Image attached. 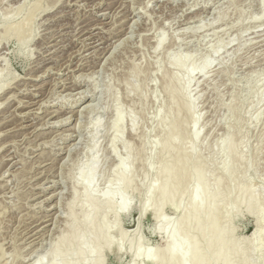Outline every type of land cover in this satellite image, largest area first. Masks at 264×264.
I'll list each match as a JSON object with an SVG mask.
<instances>
[{
    "label": "rangeland",
    "instance_id": "obj_1",
    "mask_svg": "<svg viewBox=\"0 0 264 264\" xmlns=\"http://www.w3.org/2000/svg\"><path fill=\"white\" fill-rule=\"evenodd\" d=\"M33 1L0 0V34L8 23L26 19ZM262 1L42 0L46 9L36 18L29 54L19 50L15 39L0 42V69L11 78L9 87L0 91V264H36L67 233L73 214L80 221L85 189L79 168L91 161L94 144L98 158L95 197L109 180L114 181L120 158L130 161L135 172L131 171L137 189L134 185L127 193L133 194L134 202L130 199L132 208L120 218L118 230L131 232L139 225L144 247L166 243L153 229L150 209L139 220V204L145 197L141 183L148 173L152 141L158 137L155 142L160 149L167 127L164 117L170 120L164 74L168 73L166 78L173 72L183 75L169 64V57L177 53L192 55L198 63L205 58L211 61L204 74L196 71L190 84L201 116L198 151L206 170L218 177L227 160L219 148L221 138L228 134L238 145L237 155L242 159L231 163L235 164L230 168L235 174L232 184L249 185L262 210L249 215L242 209L233 221V237L240 238L249 264H264V221L259 222L264 215ZM21 6L16 17L1 22L6 13ZM161 39L163 44L156 48ZM131 76L137 80L129 84ZM130 85L144 92L141 95L135 90L138 87ZM118 105L123 125L115 138L112 126ZM223 212L226 209L221 219L226 220ZM164 214L170 219L177 215L171 205L165 206ZM107 218L113 221L112 212ZM115 239L116 245L104 253L103 264H129L130 253L126 248L119 252L120 240Z\"/></svg>",
    "mask_w": 264,
    "mask_h": 264
},
{
    "label": "bare ground",
    "instance_id": "obj_2",
    "mask_svg": "<svg viewBox=\"0 0 264 264\" xmlns=\"http://www.w3.org/2000/svg\"><path fill=\"white\" fill-rule=\"evenodd\" d=\"M41 2L42 0L33 1L27 11L26 19L24 18V20H20L21 22L19 21L18 23H8V25H5L3 33L0 34V42L3 40L8 41L15 39L18 43L19 50L26 54L36 33V18L41 11L46 9ZM262 3L264 14V0ZM21 9L22 6L17 10L6 13V15L1 18V22L5 23L13 19L19 14ZM163 42L164 40H159L156 48H159ZM213 51L217 52V49ZM191 56L192 55L184 56V54L180 55L177 53V55L169 57V64L181 71L183 73L182 77H179L181 75L177 73L174 74V72L173 75H171L172 73L170 72L171 74L166 78V74L168 73L165 69V71H162L164 73L166 72V74H164L166 79V84H164V86L166 88L165 93H168L170 97V101H166L168 103L170 102L169 105L171 104L170 109H168L170 110V120L167 121L168 117H164V119L166 118L164 125L167 127H164L166 128L164 129L166 132L165 134H161L162 137L158 135L162 138L160 149L158 147L159 143L157 146V142H155L157 137L154 142L152 141L150 155L149 152L145 150V153L149 155L148 168L146 167L148 170L145 169L148 173H146L147 175L144 173L146 176L144 178L142 177L144 179L143 183H141L142 188L138 185L139 188L142 189L141 192L143 191V194H145V197H142L143 199L141 198L142 200L139 204V220H141V217L150 209L152 211V218L154 219L153 229L157 234L162 235L166 239V243L161 247H144L143 240L145 241V239H142L140 235L142 232L139 234V225L131 232L129 231L130 233L123 232V230L121 231V228L120 231L118 230L120 218L126 215L132 208L131 200L133 199L130 196L133 194H129L130 196H128L127 193L137 181L134 180L133 184L132 172L134 174L135 172L131 170L133 168H130V161L127 162L126 158H120L116 165L117 168H115L116 174H114V181H112L113 179L109 180L110 182L107 183V186L95 197L96 194H94V192L98 190L95 188L97 184L98 158L96 155V145L94 144L91 148L94 150L93 157L90 159L91 161L84 168L81 166L79 168V180L84 184L85 189L83 193L85 196V203H82L81 207L83 212L80 213L82 218H80V221H77L73 214L72 218L70 217L71 220H68L69 225L67 226V233L61 234L59 238L53 242L47 254L45 256H43L44 254L39 256L36 264H103L105 263V251L112 249L116 245V236L121 242H119V252L124 251V248H126V252L130 253L131 260L129 264H139L140 259H142L145 264H249L247 254H245L240 248L241 246H239L240 240L238 239L240 238L235 239V237H233L235 228L233 226V221L242 209L250 213L249 215L255 213L261 214L262 207L260 205L262 204H260L257 195L249 185L232 184V181H234L233 179H235L233 177L235 174L231 173L234 171H231V169L235 164L231 163L236 160L241 162L240 160L242 157L237 155L239 147L232 141L231 137H227L229 136L228 134L225 135L226 137L223 136L225 139L221 138L222 141L219 139L221 142L219 147L221 149L220 151L227 158V160L224 159L226 160L225 162H222L224 165L221 164L222 167L220 165V174L218 173L220 176L213 177L215 176H212L214 173L213 171L210 175L208 169L206 170L205 168L207 166L203 164L204 158L202 159L198 151V146H202V144L199 145L201 141V130L199 128L201 116L196 110L197 102L195 103L190 93V84L193 82L195 73H197L196 71L199 70L200 73L204 74L205 70H207L211 64V61L204 57L205 59L202 60L201 58L202 61L198 63V61H196L197 59H193V56ZM136 67L132 76H137L135 78H138L139 67L138 65ZM3 70L4 69H0V91L9 87L8 85L11 81L10 76L3 75ZM128 75L131 74L128 73ZM132 76L129 78L130 80L128 79L129 84H132V82L129 81L135 80H132ZM162 78H164V76ZM164 86L162 85L163 88ZM134 87L138 86L136 85ZM134 87L131 88L133 89ZM138 89H140V87L135 88L139 93L140 90L138 91ZM197 97L199 98V96ZM158 101L156 99V102ZM117 107L118 111L116 110V117L114 119V125L112 126V128L114 127L115 129L114 131H116L115 138L119 136L120 127L123 125L122 110L119 108V105ZM165 107L167 108V106ZM162 116L163 115H161V117ZM153 117H155V115ZM198 123H200L199 126ZM189 126L190 129H188ZM145 136H147V134ZM234 137L236 138V136ZM186 139L189 141L186 142ZM239 142L238 144L240 145L243 143ZM217 143L218 142H216V144ZM139 147L140 146H138V149ZM142 147H144V145H141L140 150ZM157 147L159 152L158 149L156 151ZM215 147L216 146H214L213 149H215ZM131 149H134V147L132 148L131 146ZM216 149L219 150L218 146ZM213 152L215 153V151ZM131 153L133 154V152ZM136 153L135 151L134 157ZM146 164L147 163H145V165ZM256 164L258 163L256 162ZM231 165H233V167ZM211 167L208 166L210 169ZM216 167L215 169H217ZM248 174L250 177V170ZM136 191L137 190H135V192ZM154 193L157 194V199L153 198H156ZM153 194L155 196H153ZM168 205H171L177 214L176 217L174 216L175 218L171 217L173 219L165 217L164 208ZM223 209H226V213L223 212V214H227L226 218H224L226 220H223V218L221 219V211ZM109 212H112L114 215L113 221L111 219V222L107 220L109 218V216L107 218ZM261 221H264V215L259 218V222ZM80 227L82 228L80 229ZM252 242L251 240L250 243L248 241L249 245ZM145 245L147 246V244ZM250 247L253 246L251 245ZM252 249L255 251L256 248ZM31 264H35V262H31Z\"/></svg>",
    "mask_w": 264,
    "mask_h": 264
}]
</instances>
